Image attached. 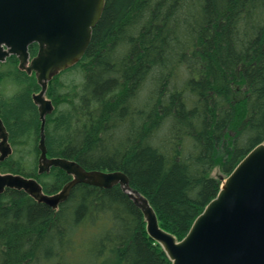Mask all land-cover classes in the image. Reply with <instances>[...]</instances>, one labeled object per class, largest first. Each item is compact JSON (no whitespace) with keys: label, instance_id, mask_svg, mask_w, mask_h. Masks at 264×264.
Masks as SVG:
<instances>
[{"label":"trees","instance_id":"obj_1","mask_svg":"<svg viewBox=\"0 0 264 264\" xmlns=\"http://www.w3.org/2000/svg\"><path fill=\"white\" fill-rule=\"evenodd\" d=\"M33 58L36 44L29 46ZM0 64L1 174L45 194L71 180L48 158L123 173L159 227L180 241L227 174L264 143V0H106L80 61L53 77L42 122L35 75ZM10 84L19 87L5 98ZM0 264H171L120 186L78 184L56 210L22 190L0 194Z\"/></svg>","mask_w":264,"mask_h":264},{"label":"water","instance_id":"obj_2","mask_svg":"<svg viewBox=\"0 0 264 264\" xmlns=\"http://www.w3.org/2000/svg\"><path fill=\"white\" fill-rule=\"evenodd\" d=\"M106 0H0V64L10 56L18 68L34 73L40 91L33 96L45 122L53 112L45 97L48 82L77 64L91 40ZM37 54L30 58L29 46ZM43 125L38 145V172L52 167L71 176L55 194L43 193L34 179L0 173V194L22 190L37 203L56 210L78 184L103 189L120 186L141 211L148 236L160 244L171 264H264V143L253 147L222 182L216 197L196 217L187 234L177 241L162 230L146 198L130 188L119 171H87L75 162L48 158ZM11 154L8 132L0 120V163Z\"/></svg>","mask_w":264,"mask_h":264},{"label":"clouds","instance_id":"obj_3","mask_svg":"<svg viewBox=\"0 0 264 264\" xmlns=\"http://www.w3.org/2000/svg\"><path fill=\"white\" fill-rule=\"evenodd\" d=\"M19 91L20 89L18 86H16L15 84H10L5 90V98L10 101L19 93Z\"/></svg>","mask_w":264,"mask_h":264},{"label":"rangeland","instance_id":"obj_4","mask_svg":"<svg viewBox=\"0 0 264 264\" xmlns=\"http://www.w3.org/2000/svg\"><path fill=\"white\" fill-rule=\"evenodd\" d=\"M210 176L219 180L222 184V182L226 179L227 174L222 172L219 167H216L215 169H213Z\"/></svg>","mask_w":264,"mask_h":264}]
</instances>
